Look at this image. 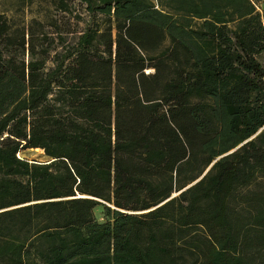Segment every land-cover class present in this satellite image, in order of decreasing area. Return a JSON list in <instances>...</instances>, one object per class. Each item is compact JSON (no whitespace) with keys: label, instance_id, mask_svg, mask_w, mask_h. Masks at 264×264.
<instances>
[{"label":"trees","instance_id":"16d2710c","mask_svg":"<svg viewBox=\"0 0 264 264\" xmlns=\"http://www.w3.org/2000/svg\"><path fill=\"white\" fill-rule=\"evenodd\" d=\"M262 1L0 9V264H264Z\"/></svg>","mask_w":264,"mask_h":264},{"label":"rangeland","instance_id":"374dc122","mask_svg":"<svg viewBox=\"0 0 264 264\" xmlns=\"http://www.w3.org/2000/svg\"><path fill=\"white\" fill-rule=\"evenodd\" d=\"M48 0H25L22 1L24 3L23 5V15H20L21 13L17 10H15L16 6L20 4V0H0V9H6V13L9 15L11 14L16 19H21V16L25 21L28 20L30 16L37 15L38 17H43L46 14H44V9L46 8L45 5L50 4L47 2ZM264 5V1L259 2V7H262ZM52 7V6H51ZM50 7V13H53V8ZM71 7L73 9V14L76 12L78 15H82V10L79 4H77L76 0H73V3H71ZM71 13V16L73 14ZM70 21L74 20V17L69 18ZM263 21H264V15H263ZM77 25H81V23H78ZM79 27V26H78ZM70 37V35H67ZM19 155L22 157L27 158L28 160H36V161H43L47 157L43 154L42 150L40 148H27L23 149L19 152ZM95 213L97 216H99V208L95 210Z\"/></svg>","mask_w":264,"mask_h":264},{"label":"water","instance_id":"95a60500","mask_svg":"<svg viewBox=\"0 0 264 264\" xmlns=\"http://www.w3.org/2000/svg\"><path fill=\"white\" fill-rule=\"evenodd\" d=\"M209 165H210V164H209ZM209 165L206 166V168L202 171V173H201L196 179H198V178H199V177L205 172V170L208 168ZM196 179H194V180L191 181L190 183L194 182ZM190 183H189V184H190ZM187 185H188V184H187ZM187 185H186V186H187Z\"/></svg>","mask_w":264,"mask_h":264}]
</instances>
